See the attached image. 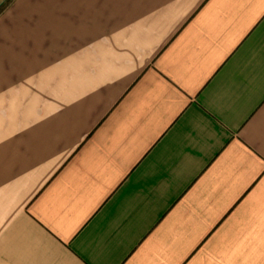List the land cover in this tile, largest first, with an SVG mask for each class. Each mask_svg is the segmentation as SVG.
Wrapping results in <instances>:
<instances>
[{
	"label": "crops",
	"instance_id": "1",
	"mask_svg": "<svg viewBox=\"0 0 264 264\" xmlns=\"http://www.w3.org/2000/svg\"><path fill=\"white\" fill-rule=\"evenodd\" d=\"M0 264H264V0H15Z\"/></svg>",
	"mask_w": 264,
	"mask_h": 264
},
{
	"label": "rangeland",
	"instance_id": "2",
	"mask_svg": "<svg viewBox=\"0 0 264 264\" xmlns=\"http://www.w3.org/2000/svg\"><path fill=\"white\" fill-rule=\"evenodd\" d=\"M15 0H0V15L5 12Z\"/></svg>",
	"mask_w": 264,
	"mask_h": 264
}]
</instances>
